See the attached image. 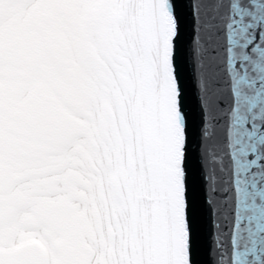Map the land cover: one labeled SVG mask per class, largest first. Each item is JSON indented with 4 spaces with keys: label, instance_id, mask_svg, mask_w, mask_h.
Returning a JSON list of instances; mask_svg holds the SVG:
<instances>
[{
    "label": "snow or ice",
    "instance_id": "snow-or-ice-1",
    "mask_svg": "<svg viewBox=\"0 0 264 264\" xmlns=\"http://www.w3.org/2000/svg\"><path fill=\"white\" fill-rule=\"evenodd\" d=\"M264 264V0H0V264Z\"/></svg>",
    "mask_w": 264,
    "mask_h": 264
},
{
    "label": "water",
    "instance_id": "water-1",
    "mask_svg": "<svg viewBox=\"0 0 264 264\" xmlns=\"http://www.w3.org/2000/svg\"><path fill=\"white\" fill-rule=\"evenodd\" d=\"M210 252H211V236H210V228H209L204 239L203 247L197 256L198 264H210L209 261Z\"/></svg>",
    "mask_w": 264,
    "mask_h": 264
}]
</instances>
